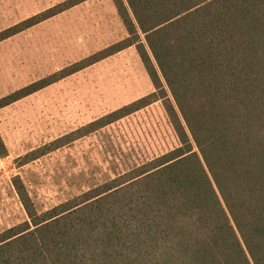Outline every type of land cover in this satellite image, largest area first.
<instances>
[{"label": "trees", "instance_id": "1", "mask_svg": "<svg viewBox=\"0 0 264 264\" xmlns=\"http://www.w3.org/2000/svg\"><path fill=\"white\" fill-rule=\"evenodd\" d=\"M113 2L127 36L81 67L133 45L154 90L37 151L157 100L178 144L42 211L13 177L27 218L0 231V264H264V0ZM78 68L17 89L0 107Z\"/></svg>", "mask_w": 264, "mask_h": 264}, {"label": "rangeland", "instance_id": "2", "mask_svg": "<svg viewBox=\"0 0 264 264\" xmlns=\"http://www.w3.org/2000/svg\"><path fill=\"white\" fill-rule=\"evenodd\" d=\"M64 1L0 0V32ZM126 36L113 0H84L0 40V98L80 66L0 107L7 149L0 155V231L27 218L15 176L42 211L178 144L157 100L78 138H62L54 150L37 151L154 90L133 45L81 67Z\"/></svg>", "mask_w": 264, "mask_h": 264}]
</instances>
